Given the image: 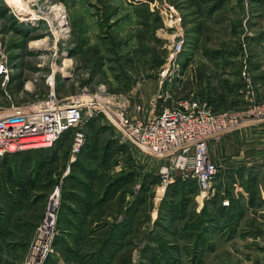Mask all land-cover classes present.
<instances>
[{
    "label": "rangeland",
    "instance_id": "rangeland-1",
    "mask_svg": "<svg viewBox=\"0 0 264 264\" xmlns=\"http://www.w3.org/2000/svg\"><path fill=\"white\" fill-rule=\"evenodd\" d=\"M260 43L264 0H0V116L50 92L96 107L79 154L67 133L0 155V264L27 259L55 206L43 264H264V167L217 175L200 193L193 179H164L163 161L122 143L102 112L158 114L222 81L236 94L264 59Z\"/></svg>",
    "mask_w": 264,
    "mask_h": 264
},
{
    "label": "built area",
    "instance_id": "built-area-1",
    "mask_svg": "<svg viewBox=\"0 0 264 264\" xmlns=\"http://www.w3.org/2000/svg\"><path fill=\"white\" fill-rule=\"evenodd\" d=\"M183 43L173 46L172 55H178ZM249 106L244 112L215 113L205 102L191 97L181 98L158 114L137 112L126 116L103 110L122 143L134 147L152 158L162 160L161 176L190 178L200 193L212 187L219 173L209 154V144L237 130L249 120L264 124V103L252 100L251 84L245 74ZM0 77L8 79V68L0 63ZM93 97L85 95L57 98L50 92L35 105L11 106L0 116V155H15L33 150H48L67 133H71L70 154L81 151L85 138L82 127L85 116L94 107ZM46 212L38 227L29 256L22 264H43L52 252L55 236V211Z\"/></svg>",
    "mask_w": 264,
    "mask_h": 264
},
{
    "label": "crops",
    "instance_id": "crops-1",
    "mask_svg": "<svg viewBox=\"0 0 264 264\" xmlns=\"http://www.w3.org/2000/svg\"><path fill=\"white\" fill-rule=\"evenodd\" d=\"M257 48L258 50H264V45L260 43ZM263 60V57L254 60L252 65L254 75L250 74V77H247L252 88V100L257 104L264 103V78L258 77L259 72L264 74ZM190 79L192 80V77ZM201 86L207 91L205 82H201ZM210 86L213 88L210 97H207V95L198 96L194 90L189 93L188 97L205 102L215 113H245L249 106L245 78L239 79L236 94H233L230 87L226 86L223 81L219 85L213 83ZM218 144L220 147L216 151L215 147ZM209 147L211 148L212 158L219 161L221 167V169L219 168V177L221 175L226 176L229 173L228 171H235L240 167H253L254 171H259L264 167V124L249 120L232 133L212 141Z\"/></svg>",
    "mask_w": 264,
    "mask_h": 264
},
{
    "label": "bare ground",
    "instance_id": "bare-ground-1",
    "mask_svg": "<svg viewBox=\"0 0 264 264\" xmlns=\"http://www.w3.org/2000/svg\"><path fill=\"white\" fill-rule=\"evenodd\" d=\"M15 3H16V2H15ZM15 3H14V4H15ZM17 4H18V3H17ZM24 8H25V7H24ZM57 16H58V15H57ZM58 17H59V16H58ZM60 19H61V16H60L59 18H57V19H56V17H55V20H60ZM50 206H51V209H52V207H54V205H52V203H50Z\"/></svg>",
    "mask_w": 264,
    "mask_h": 264
}]
</instances>
